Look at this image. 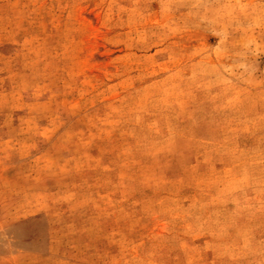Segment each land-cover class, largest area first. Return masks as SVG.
<instances>
[{"label":"rangeland","instance_id":"1","mask_svg":"<svg viewBox=\"0 0 264 264\" xmlns=\"http://www.w3.org/2000/svg\"><path fill=\"white\" fill-rule=\"evenodd\" d=\"M0 264H264V0H0Z\"/></svg>","mask_w":264,"mask_h":264}]
</instances>
